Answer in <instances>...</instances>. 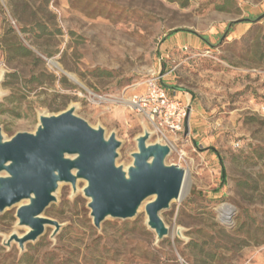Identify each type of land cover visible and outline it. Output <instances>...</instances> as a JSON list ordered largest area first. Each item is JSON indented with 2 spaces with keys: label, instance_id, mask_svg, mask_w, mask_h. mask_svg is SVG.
Here are the masks:
<instances>
[{
  "label": "rangeland",
  "instance_id": "1",
  "mask_svg": "<svg viewBox=\"0 0 264 264\" xmlns=\"http://www.w3.org/2000/svg\"><path fill=\"white\" fill-rule=\"evenodd\" d=\"M225 1L0 0L6 139L35 132L42 114L76 106L107 136L116 132L117 165L132 164L149 127L148 142L168 144L166 163L186 171L182 197L160 213L169 230L161 241L145 204L133 218L95 227L79 179L75 191L61 182L43 213L60 223L58 232L47 224L24 250L4 245L26 231L18 205L0 213V264H264V0H229L219 10ZM163 66L175 68L164 83L188 105V132L169 139L128 106L137 85Z\"/></svg>",
  "mask_w": 264,
  "mask_h": 264
},
{
  "label": "water",
  "instance_id": "2",
  "mask_svg": "<svg viewBox=\"0 0 264 264\" xmlns=\"http://www.w3.org/2000/svg\"><path fill=\"white\" fill-rule=\"evenodd\" d=\"M75 110L42 114L35 132L20 131L9 139L0 127V213L18 205L17 225L28 228L12 232L4 245L16 242L24 250L47 224L55 226L54 236L61 225L43 213L57 200L61 182L71 183L75 191L79 179L87 182L83 192L95 227L108 217L133 218L145 204L147 224L161 241L169 230L160 213L182 197L186 179L182 167L166 163L171 147L162 140L149 143L151 132L145 130L136 139L132 164L124 169L116 162L122 145L116 132L107 136Z\"/></svg>",
  "mask_w": 264,
  "mask_h": 264
},
{
  "label": "built area",
  "instance_id": "3",
  "mask_svg": "<svg viewBox=\"0 0 264 264\" xmlns=\"http://www.w3.org/2000/svg\"><path fill=\"white\" fill-rule=\"evenodd\" d=\"M164 56L160 57V62ZM175 68H161L147 76L137 85L128 100V106L138 114H142L153 125L162 139H169L185 133V121L188 105L176 88H171L164 80L174 72Z\"/></svg>",
  "mask_w": 264,
  "mask_h": 264
},
{
  "label": "trees",
  "instance_id": "4",
  "mask_svg": "<svg viewBox=\"0 0 264 264\" xmlns=\"http://www.w3.org/2000/svg\"><path fill=\"white\" fill-rule=\"evenodd\" d=\"M229 2V0H226L223 4H220V5H217V8L219 10H225L226 8V4ZM20 49L23 50V53L24 54H27L28 52H30L28 49L24 48V47H19ZM219 156V159H220V163H221V182L223 184H226L227 183V177H228V174H227V169H226V166L224 164V160H223V157H221L220 155ZM243 242H248L247 239L245 238L243 240Z\"/></svg>",
  "mask_w": 264,
  "mask_h": 264
},
{
  "label": "bare ground",
  "instance_id": "5",
  "mask_svg": "<svg viewBox=\"0 0 264 264\" xmlns=\"http://www.w3.org/2000/svg\"><path fill=\"white\" fill-rule=\"evenodd\" d=\"M50 61V63L52 64V65H54V66H56L58 69H60V70H62L63 71V69L60 67V66H58L57 65V63L55 62V61H53V60H49ZM2 76V73H1V75H0V77ZM75 77V76H74ZM74 77H72L73 79H75ZM76 80V79H75ZM147 129L151 132V133H153V131L149 128V127H147ZM184 188L185 187H183V190H184ZM184 193V192H183ZM183 193H182V195H183ZM228 206H226V205H224V206H222L221 207V209H220V211H221V213L223 214V216H224V218H228ZM28 230V228H26V231Z\"/></svg>",
  "mask_w": 264,
  "mask_h": 264
}]
</instances>
